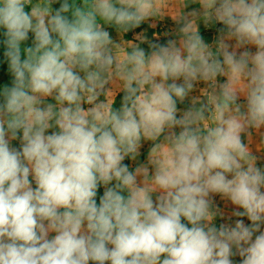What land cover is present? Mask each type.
Instances as JSON below:
<instances>
[{"label":"clouds","instance_id":"9594fccd","mask_svg":"<svg viewBox=\"0 0 264 264\" xmlns=\"http://www.w3.org/2000/svg\"><path fill=\"white\" fill-rule=\"evenodd\" d=\"M57 2L0 0L13 77L0 89V264H264V169L241 138L264 127V0H193L227 29L215 51L180 0L179 46L148 54L105 25L128 33L169 0ZM199 82L204 98L178 117ZM142 140L147 165L130 170ZM217 195L250 224L215 226Z\"/></svg>","mask_w":264,"mask_h":264},{"label":"crops","instance_id":"0c3cea01","mask_svg":"<svg viewBox=\"0 0 264 264\" xmlns=\"http://www.w3.org/2000/svg\"><path fill=\"white\" fill-rule=\"evenodd\" d=\"M180 0H169L168 8L164 10V15L151 17L148 20L144 21L140 27L133 29L130 32L129 36L127 33L121 34L117 31L114 26H108L106 29L109 31L111 37L117 43H121L123 47L129 48L134 44V42H141L146 47V52L150 53L151 45L153 43L166 45L169 40H175L177 42V46H179V41L181 39L180 28L183 26L182 23L177 22L171 16V12L176 9ZM181 12L188 16L189 19H192L191 13L196 12L198 15L195 17L197 27L200 35L202 36L205 43L209 45V47L215 51L217 44L221 38V35L226 33L227 29L222 24L216 21H210L205 23L202 18V9L198 3H194L193 0H185V5L181 7ZM30 11V6H29ZM226 43H229L231 46H235V40H226ZM230 50H232L230 48ZM249 50L251 53H255L256 49L254 46H247V49L241 48L237 49L238 52ZM147 53V54H148ZM226 80L225 77L220 76L217 78L218 84L224 83ZM182 81H178L180 83ZM119 81L114 78L113 82L109 85L110 89H112L116 93V103L114 107L118 108L123 96V92L119 91ZM206 85L203 82H199L194 86V90L190 93L189 97L185 99L183 103L177 102L178 108V117L183 114L184 111H187L192 106V101L195 99H203L205 93L201 91L205 88ZM101 100L104 97L100 98ZM47 102L54 103L52 98H48ZM238 103L241 105H246V99L241 95L238 99ZM88 107V105H85ZM245 109L242 108V111ZM56 129H50L49 134ZM179 132V129L175 130ZM18 134V136H21ZM242 141L249 148L250 153L256 157V165L264 169V156H259V152H264V127L260 129H249L246 133L242 134ZM21 141L20 139H16L11 141V146L14 148H20ZM153 144L149 146L141 145L140 155L136 158L135 161L128 159V167L130 170H134L137 166L144 164L147 165L148 162V154L152 148ZM102 195L104 188L101 186ZM98 198V196H97ZM155 199V197H154ZM214 208L219 209L218 215L214 219L215 226L219 227L220 224L226 223L234 226V222L242 217L233 216V212L236 210L242 211V209H237L236 206L232 205L230 201L221 198L219 195L215 196V204ZM247 218V217H245ZM246 224H250V222L246 221ZM54 235V233L50 234V237ZM236 264L239 262V257H233Z\"/></svg>","mask_w":264,"mask_h":264},{"label":"trees","instance_id":"16d2710c","mask_svg":"<svg viewBox=\"0 0 264 264\" xmlns=\"http://www.w3.org/2000/svg\"><path fill=\"white\" fill-rule=\"evenodd\" d=\"M63 0H58L57 3L53 4V9H57L60 6V3H62ZM4 30L0 29V89H2L5 86L11 87L13 82V77L10 71H8V62L6 57L4 56L5 52V46L3 44L4 40ZM34 36L32 33H29V39L24 42L22 45L23 47L31 46L33 42ZM22 58H23V52H22Z\"/></svg>","mask_w":264,"mask_h":264},{"label":"rangeland","instance_id":"374dc122","mask_svg":"<svg viewBox=\"0 0 264 264\" xmlns=\"http://www.w3.org/2000/svg\"><path fill=\"white\" fill-rule=\"evenodd\" d=\"M26 11H29V6L28 7H26V9H25ZM108 28V26L107 25H105V29H107ZM129 34H130V32H128L127 33V35L129 36ZM134 44H136V45H139V47L140 48H142V49H144L145 50V52H146V47L144 46V44H142L141 42H134ZM148 52H146V54H147ZM151 144H153V142L152 141H147V140H142V142H141V145H144V146H149V145H151ZM259 156H264V152H259V154H258ZM124 163L127 165V163H128V159L126 158V160L124 161ZM102 189H101V187L99 188V190H98V194H97V196H98V198H97V203H99V199H100V197L102 196ZM239 219V218H238ZM241 219H243L245 222L246 221H248L247 220V218H245V217H242ZM248 222H250V221H248Z\"/></svg>","mask_w":264,"mask_h":264}]
</instances>
